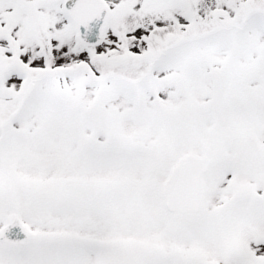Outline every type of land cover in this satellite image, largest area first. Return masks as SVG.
I'll return each mask as SVG.
<instances>
[{
  "label": "snow or ice",
  "instance_id": "6c2138e0",
  "mask_svg": "<svg viewBox=\"0 0 264 264\" xmlns=\"http://www.w3.org/2000/svg\"><path fill=\"white\" fill-rule=\"evenodd\" d=\"M0 264H264V0H0Z\"/></svg>",
  "mask_w": 264,
  "mask_h": 264
}]
</instances>
